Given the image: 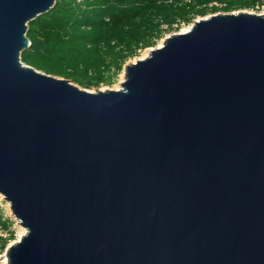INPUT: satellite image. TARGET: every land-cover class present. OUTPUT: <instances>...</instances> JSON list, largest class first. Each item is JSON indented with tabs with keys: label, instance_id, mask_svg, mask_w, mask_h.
Listing matches in <instances>:
<instances>
[{
	"label": "water",
	"instance_id": "95a60500",
	"mask_svg": "<svg viewBox=\"0 0 264 264\" xmlns=\"http://www.w3.org/2000/svg\"><path fill=\"white\" fill-rule=\"evenodd\" d=\"M55 0H0L8 264H264V14L193 20L90 92L24 64Z\"/></svg>",
	"mask_w": 264,
	"mask_h": 264
},
{
	"label": "trees",
	"instance_id": "16d2710c",
	"mask_svg": "<svg viewBox=\"0 0 264 264\" xmlns=\"http://www.w3.org/2000/svg\"><path fill=\"white\" fill-rule=\"evenodd\" d=\"M257 1L55 0L46 13L27 23L29 46L20 59L81 88H98L112 83L126 59L154 47L174 27L208 13L251 9ZM11 223L3 220L0 209V227L8 231ZM5 243L0 237V251Z\"/></svg>",
	"mask_w": 264,
	"mask_h": 264
},
{
	"label": "rangeland",
	"instance_id": "374dc122",
	"mask_svg": "<svg viewBox=\"0 0 264 264\" xmlns=\"http://www.w3.org/2000/svg\"><path fill=\"white\" fill-rule=\"evenodd\" d=\"M239 11L240 12L252 13V14L255 13V12L251 11L250 9H240V10H235L233 12L236 13V12H239ZM217 13H223V12H217ZM210 15H211V13H208L205 16H203L202 18H206V17H208ZM199 17L200 16H197L193 20L199 19ZM191 23L186 24V25H181L178 28L174 27L173 30L165 33L162 36V38L157 41V43H156V45L154 47L158 46L160 44V42H162L163 39L165 37H167L169 34L179 32L183 27L191 26ZM145 50L146 49L139 50L138 51V55L135 58L126 59L125 62L122 64L120 71L117 73V75L114 76L113 81H112L111 84H109V85L102 84L98 88L89 89V91L93 92L96 89H100V90L112 89V90H115L119 86V83L121 81L122 73L124 71V66L126 64H128V63L133 62L137 58L142 57L145 54ZM0 209H1L2 216H3V220L7 219V220H10L12 222L10 227H9V230L6 231V230L3 229V231H2L3 235L0 236L1 238L6 239L5 245L2 248V250L0 251V264H4L3 261H4V257H5L6 250H7L8 246L10 244H12L13 242L18 241L19 233H20V225L18 224L17 220L12 216L10 208H9V204L3 200L2 196H0ZM11 233L13 234V237H10Z\"/></svg>",
	"mask_w": 264,
	"mask_h": 264
},
{
	"label": "bare ground",
	"instance_id": "6f19581e",
	"mask_svg": "<svg viewBox=\"0 0 264 264\" xmlns=\"http://www.w3.org/2000/svg\"><path fill=\"white\" fill-rule=\"evenodd\" d=\"M247 13V12H246ZM250 14H252V13H250ZM209 17V16H208ZM208 17H206V18H208ZM206 18H203V19H206ZM190 28H191V26H187V27H183L180 31H179V33L180 34H184V33H187L189 30H190ZM164 40V39H163ZM162 43H163V41L162 42H160V44L158 45V46H156L155 48H160L161 46H162ZM152 50V48H148V49H146L145 50V54L142 56V57H140V58H137L136 60H142V59H144L145 57H147L148 56V54H149V52ZM135 61V60H134ZM133 61V62H134ZM125 71H123V73H122V78H121V81H120V83H119V86L115 89V90H118V89H120L121 88V85H122V83H123V81H124V78H125ZM91 92V91H90ZM0 196H2V195H0ZM9 208H10V205H9ZM11 211V210H10ZM19 224V223H18ZM20 225V224H19ZM26 234V230H25V228H23L21 225H20V233H19V238H18V240L22 237V236H24ZM17 242V241H16ZM13 244V243H12ZM11 245V244H10ZM7 251V250H6ZM3 263L4 264H8V261H7V256H6V254H5V257H4V261H3Z\"/></svg>",
	"mask_w": 264,
	"mask_h": 264
},
{
	"label": "built area",
	"instance_id": "2783aa9c",
	"mask_svg": "<svg viewBox=\"0 0 264 264\" xmlns=\"http://www.w3.org/2000/svg\"><path fill=\"white\" fill-rule=\"evenodd\" d=\"M215 6H219L218 4H214ZM255 12L254 14H264V0H259L254 3L253 7L250 9ZM3 229L0 227V236H2Z\"/></svg>",
	"mask_w": 264,
	"mask_h": 264
}]
</instances>
